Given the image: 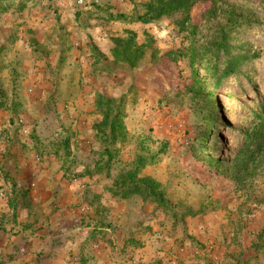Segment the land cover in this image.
Segmentation results:
<instances>
[{
    "label": "rangeland",
    "instance_id": "obj_1",
    "mask_svg": "<svg viewBox=\"0 0 264 264\" xmlns=\"http://www.w3.org/2000/svg\"><path fill=\"white\" fill-rule=\"evenodd\" d=\"M147 1L34 0L23 13L2 17L0 264L35 250L46 256L42 264H234L264 231V167L244 186L229 175L264 116V0H247L256 5L254 13L244 12L249 25L240 28L242 40L233 42V55L239 56L235 73L224 77L220 68L206 77L197 60L199 77L217 98L209 112L185 89L193 80L189 57L179 70L162 63L166 73L158 77L151 52L131 68L114 61L110 41L91 71L83 67L94 57L93 43L77 45L75 37L89 24L108 28L109 40L129 30L143 43L149 34L163 55L186 50L191 40L209 47L225 22L223 14L202 19L204 7L198 6L192 37L181 14L148 25L101 19L109 11L142 14L140 5ZM98 93L130 94L125 123L131 138L108 155L93 129L102 117L95 105ZM210 112L214 124L203 151L199 142ZM152 155H159V162L140 176L160 184L178 224L172 213L141 197L120 200L103 190L134 168L138 157ZM194 212L199 214L193 217ZM100 225L101 234L95 231ZM61 234L69 239L67 248ZM93 235L97 240L88 242ZM132 240L143 245H131Z\"/></svg>",
    "mask_w": 264,
    "mask_h": 264
},
{
    "label": "trees",
    "instance_id": "obj_2",
    "mask_svg": "<svg viewBox=\"0 0 264 264\" xmlns=\"http://www.w3.org/2000/svg\"><path fill=\"white\" fill-rule=\"evenodd\" d=\"M32 1L34 0H0V21L9 12L23 13L28 9ZM231 1L235 3L232 6L224 7L226 3ZM237 2L238 0H148L140 5L144 10L143 13L136 14L134 17L123 13H110L107 18H104L107 22L143 23L145 25L152 24L172 14H181L184 25H188L186 31L192 37L195 36L198 29V24L192 20L194 10L198 6L204 7L201 14V18L204 20L217 17L220 14H223L225 19V22L221 24L217 32L216 40L212 41L209 47H198L194 40H191L186 50H172L161 55L159 50L153 47L154 40L149 34H146L145 42L139 43L137 34L126 30L123 36L111 38L110 50L112 57L116 63H123L131 68H136L146 58L147 54L151 52L154 60L159 63L158 77L165 76L166 73L161 71L162 63H170L173 68L176 67L179 70L180 64L185 57H189L193 70V80L185 89L187 93L202 102L205 111L209 112L207 109L210 108L215 111L217 98L214 94L208 92V87L199 77L196 70L197 60H200L204 65L203 70L206 77L208 75H218L220 68L224 69V77L232 75L238 69L239 56L233 55V42H240L242 40L240 28L244 24L249 25L244 12L254 13L253 8L256 4L247 0H242L238 4ZM257 7L261 8V6ZM92 47L94 58L96 57L100 61L103 58V54L99 52L95 45ZM222 57L223 59H221ZM129 96L130 94L128 93L121 95L119 98H110L105 93H98L96 96L95 105L102 117L99 122L94 124L93 129L97 138L105 146L107 155L109 149L117 145L127 144L131 138V133L125 123ZM212 115V112H210L204 119L208 130L199 142L201 145L200 149L203 151H205L203 148L206 144L208 131H210L214 124L211 121ZM158 162L159 155H152L150 158L138 157L134 168L121 174L114 186H106L105 189L113 198L127 200L138 196L145 202L154 203L159 208L172 213L174 222L178 224L179 217L175 213L174 208L165 199L160 184L151 177L142 178L140 176V171L143 168L147 165L157 164ZM262 167H264V116L258 118L255 128L247 137L229 175L237 184L244 186L252 181L253 175ZM27 197L25 196V199ZM198 214L194 212L191 215L194 217ZM95 230L99 234L102 233L101 229L96 228ZM92 237L96 236L93 235ZM129 243L131 245H143L134 240L129 241ZM190 245L205 249L196 240H191ZM234 261V264H264V231L257 237V240L252 242L250 249L236 256Z\"/></svg>",
    "mask_w": 264,
    "mask_h": 264
},
{
    "label": "crops",
    "instance_id": "obj_3",
    "mask_svg": "<svg viewBox=\"0 0 264 264\" xmlns=\"http://www.w3.org/2000/svg\"><path fill=\"white\" fill-rule=\"evenodd\" d=\"M95 1L96 0H93V2H95ZM102 1H103L102 4L103 3L105 4V3H109L108 1H110V0H102ZM68 6H70V5L68 4ZM109 14H110V11H109ZM104 18H107V17H102L101 19L105 20ZM95 19H97V18H95ZM98 19H100V17ZM115 23H117V22H115ZM83 30H85V32H83V33H82V30H80V29H78V31L76 32L77 37H75V38L78 41L77 45L87 46L89 43L92 42L93 43L92 46L95 45L99 49V52L106 53V51L110 45V41H111V40H109V38H107V35H106L107 34L106 30H109V29L104 28L102 26L97 27V26H94V24H91V25L89 24V26ZM109 36L112 37V35H109ZM87 38H89V40H87ZM110 48H111V46H110ZM78 51H80V50L77 49L76 51H74V54L77 55ZM91 60H92V62H91ZM93 62H94V57L92 54L91 57L89 58V60L87 62H85L83 67L87 66L89 68L88 71H91L90 70L91 64L94 65ZM88 71L86 69L84 70V76L90 77L89 74L87 73ZM26 95L27 94H20L21 99H24L26 97ZM75 97H77V96H75ZM13 173H15V175H16L17 171H14ZM22 173L23 172H20V176H22ZM105 187L106 186H103L104 192H106ZM97 189H99V188H97ZM95 193H96V191H95ZM103 228L104 227H101V225L98 227V229L99 230L101 229L102 232H103ZM61 235H60V241L63 243L64 247L67 248V243L69 242V239H67V238L65 239L63 237V235L62 236ZM104 239H106V238H104ZM93 240H97V236H96V238L93 237V239L87 240V241L89 242V241H93ZM72 241L75 242V240H72ZM40 251L35 250L34 252H30L29 255H27V256H24V254L21 255L20 253H16L15 255L9 257V259H11V262L9 264H42L43 263L42 258H44L46 256L41 255L40 257H38V255H36V253L40 252ZM32 259L34 260V262Z\"/></svg>",
    "mask_w": 264,
    "mask_h": 264
}]
</instances>
